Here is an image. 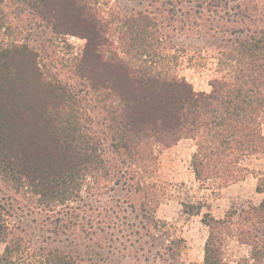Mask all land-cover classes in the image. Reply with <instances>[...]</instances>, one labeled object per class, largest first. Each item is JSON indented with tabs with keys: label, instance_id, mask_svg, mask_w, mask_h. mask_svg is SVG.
Masks as SVG:
<instances>
[{
	"label": "trees",
	"instance_id": "16d2710c",
	"mask_svg": "<svg viewBox=\"0 0 264 264\" xmlns=\"http://www.w3.org/2000/svg\"><path fill=\"white\" fill-rule=\"evenodd\" d=\"M12 1L28 30L34 23L50 33L48 45L55 37L85 39L80 52L53 71L43 61L45 47L12 35L13 20L0 0V177L28 189L40 204L64 205L110 181L136 201L128 202L133 212L141 210L159 228L155 214L162 195L146 181L156 146L195 139L197 178H216L221 185L244 179L241 160L264 153V0H187L209 11L228 9L234 1L252 23L219 47L228 72L213 79L210 92L196 91L186 77L164 67L166 46L147 10L124 11L110 0ZM94 113L102 117L100 131ZM108 139L114 158L106 157ZM115 158L127 169L114 164ZM234 215L204 214L209 228L204 264H231L224 252L227 238L257 236L248 224L264 223V200L242 209L237 221ZM0 240L6 243L0 264H30L23 238L1 214ZM183 243L181 237L169 238L163 248L180 256ZM41 255L43 264L78 261L60 248Z\"/></svg>",
	"mask_w": 264,
	"mask_h": 264
},
{
	"label": "rangeland",
	"instance_id": "374dc122",
	"mask_svg": "<svg viewBox=\"0 0 264 264\" xmlns=\"http://www.w3.org/2000/svg\"><path fill=\"white\" fill-rule=\"evenodd\" d=\"M4 1L14 23L12 35L36 48L45 47L43 61L53 71H60L82 49L85 39L72 35L55 37L54 44L48 45L50 33L42 32L34 23V28L28 30L26 21L15 15V3ZM114 5L124 11L147 10L156 17L166 46L164 67L186 77L196 91L210 92L213 79L228 72L220 64L219 47L227 42L226 38L239 35L247 23L252 25L234 1L230 8L217 11L187 0H110V6ZM94 118L95 128L102 130L101 115L94 113ZM261 130L264 134V116ZM104 148L106 157L114 158L109 139ZM196 150L193 138H182L169 147H155L157 158L146 181L154 183L162 195L155 214L161 221L159 228L148 224L141 210L133 212L128 202L136 201L127 197L123 185L110 181L92 194L83 192L80 199L47 207L28 189L19 190L0 177V214L23 238L24 255L30 264H43L41 254L55 248L72 252L76 264H204L209 233L204 214L224 218L235 211L237 221L242 209L264 200V153L241 160V166L247 169L244 179L221 185L216 178H197L192 165ZM115 160L114 164L127 169ZM198 209L201 211L196 214ZM248 226L258 237L241 241L230 235L225 242V258L231 264H264V223ZM179 237L184 239L181 254L170 256L163 245L169 238ZM5 246L0 240V253Z\"/></svg>",
	"mask_w": 264,
	"mask_h": 264
}]
</instances>
